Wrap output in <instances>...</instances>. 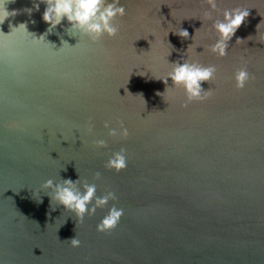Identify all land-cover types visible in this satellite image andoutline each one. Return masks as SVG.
I'll use <instances>...</instances> for the list:
<instances>
[{"label":"water","instance_id":"water-1","mask_svg":"<svg viewBox=\"0 0 264 264\" xmlns=\"http://www.w3.org/2000/svg\"><path fill=\"white\" fill-rule=\"evenodd\" d=\"M121 3L115 36L70 37L62 20L59 36L45 37L54 49L31 38L47 28L41 0L6 4L15 15L0 23V264H264V0H217L220 11L249 13L224 57L207 47L215 34L197 19L203 0ZM21 22L29 33L13 29ZM61 37L77 45L55 50ZM191 37L201 46L189 55L216 72L201 82L209 98L181 107L183 89L169 79L163 93L151 75L185 57ZM240 67L253 77L242 89ZM105 121L129 135L108 136ZM121 147L127 167L106 168ZM78 176L97 196L114 192L124 209L115 229L95 227L113 201L82 221L50 210L43 181Z\"/></svg>","mask_w":264,"mask_h":264},{"label":"clouds","instance_id":"clouds-1","mask_svg":"<svg viewBox=\"0 0 264 264\" xmlns=\"http://www.w3.org/2000/svg\"><path fill=\"white\" fill-rule=\"evenodd\" d=\"M9 2L10 0H0V23H3L7 17L15 15L14 9L10 11L6 7V4ZM41 2L45 5L41 18L47 24V28L39 38H36L30 33L31 38L46 41L53 46V49L55 48V44L46 40L45 37L50 33H55L59 36V33L55 32V29L58 25H61L62 20L67 22V26L64 27V33L66 35L70 37H76L77 35L84 36L92 43H96L105 35L108 37L115 36L118 32L115 20L117 17H123L125 15V7L121 3V0H110V2L109 0H41ZM203 2L207 7L202 11V18L197 19L201 21V26L205 20L211 21L210 30L215 34L214 41L207 47L217 57H224L227 54L228 42L249 15L248 9L234 7L220 11L217 9V0H203ZM33 7L38 10L39 3H34ZM26 11L31 13L32 8H28ZM214 13L216 14L215 17L213 15ZM13 29L24 30L29 33L26 30V24L24 22L19 23ZM174 34L183 39H188L189 37L188 31L183 28H180L178 32H174ZM238 41H241V39L237 38L236 42ZM258 41L264 43V33L260 34ZM60 45L55 50L61 49L64 45L69 47L75 46L77 42L74 45H69L61 37ZM197 46L201 45L192 39V43L188 44L185 49V57L172 61L171 63L166 59V63L170 66L169 69L162 76L151 75V77L159 79L165 84L163 93L169 87V79L172 81L171 87H181L183 89L185 99L181 107H186L188 103L194 100L205 101L212 94V89L208 88L204 90L201 82L212 80L216 72V67L211 64L207 66L202 65L189 55L190 52L198 54L196 52ZM171 51H169L167 56L170 55ZM137 70L141 76L145 74V71L149 72L144 68L143 70ZM252 78L245 67L238 68L234 72L235 87L238 89L244 88L246 82ZM156 94L161 95L162 93L157 92ZM103 126L108 129V136L118 135L126 138L129 135V130L124 126L122 121H117L116 127H110L109 121H105ZM94 143L98 147L106 146L104 139H97ZM104 166L116 172L125 169L127 167L126 150L121 147L118 151L112 152ZM94 175L95 177H99V172ZM96 187L95 183L82 180L79 176L76 180L63 178L56 182L49 178L44 180L40 186L49 197L51 211L56 210V205H62L65 211L74 214L76 221H82L85 214L89 216L94 215L97 208L104 207L109 201H113L112 205L108 207L106 214L95 225L96 231L109 232L117 227L121 217L124 215V209L116 206L115 201L117 197L113 191H105L104 194L97 196ZM37 195L38 193L33 191V196ZM37 201H40V197ZM53 202H55V206H53ZM66 241L72 247H78L80 245V241L76 236Z\"/></svg>","mask_w":264,"mask_h":264}]
</instances>
